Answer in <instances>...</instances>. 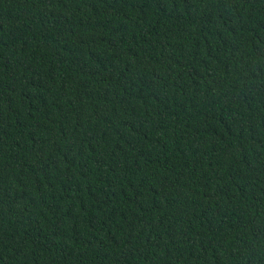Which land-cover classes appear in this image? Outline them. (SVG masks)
<instances>
[{
    "label": "trees",
    "instance_id": "trees-1",
    "mask_svg": "<svg viewBox=\"0 0 264 264\" xmlns=\"http://www.w3.org/2000/svg\"><path fill=\"white\" fill-rule=\"evenodd\" d=\"M0 264H264V0H0Z\"/></svg>",
    "mask_w": 264,
    "mask_h": 264
}]
</instances>
